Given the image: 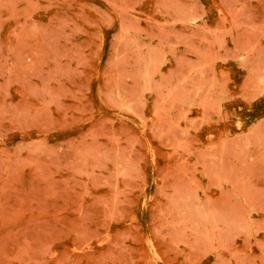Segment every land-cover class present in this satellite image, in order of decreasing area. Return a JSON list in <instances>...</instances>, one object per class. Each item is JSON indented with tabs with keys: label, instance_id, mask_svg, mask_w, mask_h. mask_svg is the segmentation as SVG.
Returning a JSON list of instances; mask_svg holds the SVG:
<instances>
[{
	"label": "rangeland",
	"instance_id": "obj_1",
	"mask_svg": "<svg viewBox=\"0 0 264 264\" xmlns=\"http://www.w3.org/2000/svg\"><path fill=\"white\" fill-rule=\"evenodd\" d=\"M0 264H264V0H0Z\"/></svg>",
	"mask_w": 264,
	"mask_h": 264
}]
</instances>
